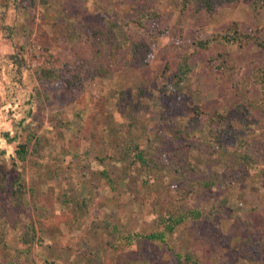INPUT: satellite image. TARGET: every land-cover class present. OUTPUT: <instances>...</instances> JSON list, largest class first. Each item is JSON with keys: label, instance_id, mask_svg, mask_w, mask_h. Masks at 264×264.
<instances>
[{"label": "rangeland", "instance_id": "obj_1", "mask_svg": "<svg viewBox=\"0 0 264 264\" xmlns=\"http://www.w3.org/2000/svg\"><path fill=\"white\" fill-rule=\"evenodd\" d=\"M109 6L161 17L140 35L149 48L137 61L100 73L84 64L90 29L81 22H103ZM234 22L264 34L263 1L222 0L206 11L198 0H0V264H181L189 248L203 250L199 264H264V158L242 166L233 139L217 141L206 124L225 109L233 133L264 146V103L249 79L264 51L198 45ZM116 33L127 45L125 30ZM184 60L192 74L176 84ZM51 64L61 79L42 75ZM30 123L32 135L21 129ZM127 139L176 166L180 150L200 173L229 174V185L210 194L197 173L153 166L146 202L132 203L118 160ZM20 142L27 152L14 159ZM19 178L21 205L11 193ZM87 197L86 209L73 210Z\"/></svg>", "mask_w": 264, "mask_h": 264}, {"label": "trees", "instance_id": "obj_2", "mask_svg": "<svg viewBox=\"0 0 264 264\" xmlns=\"http://www.w3.org/2000/svg\"><path fill=\"white\" fill-rule=\"evenodd\" d=\"M263 4H264V0ZM206 11L213 10L216 3L222 2V0H198ZM135 5V4H134ZM106 16L103 22L92 21L89 24L81 22V24L89 26V32L87 37V45L89 52L86 53L90 59L84 58L85 65L95 63L96 69L102 72H113L119 69L128 68L129 64L133 61H137L142 51H146L149 48L147 41L140 40V35L144 34L147 30L153 29V22L159 21V16L155 12L151 11L146 6L134 7L132 13H121L114 7H106ZM131 24H135V27H130ZM158 25V24H157ZM117 28L125 30V42L121 41L117 36ZM161 27H159L160 29ZM137 37L136 41L134 38ZM220 42L227 46H237L243 48L245 46L255 45L264 51V34L263 31H251L242 32L236 22L232 23L223 33H216L212 35L210 39L199 40L198 45L202 48H206L210 42ZM17 60L16 57L12 56ZM91 61V63L89 62ZM23 66H19L21 69ZM177 72L175 73L177 80L176 84L181 83L187 77L192 74V69L188 63V60L179 61L177 64ZM42 75L45 78H56L61 79V75L57 74L55 65L51 67L42 68ZM249 79L251 84L254 86L257 92L260 94L261 101L264 103V65L261 63H255L250 71ZM142 92V90L140 91ZM141 94V93H140ZM206 124L209 127V132L214 139L221 141L223 138H232L233 145L231 154L239 161L242 166H251L255 161L264 158V146L257 145V141H246L243 137H238L236 133H233L232 122L225 109H219L212 114H209L206 119ZM17 125V124H15ZM23 132L27 134H34V125L27 124L21 126ZM122 151L119 155L118 160L123 161L122 175L125 181L124 192L128 200L132 203L142 204L146 202L147 196V182L149 176V169L151 167L158 166L164 168L168 165L169 170L183 175L187 173H197L202 180L203 188L208 190L210 194L214 193L215 189L224 188L229 185V174H220L215 171L208 173H200L196 168L195 164L191 161H186L185 156H181L180 150H174L176 155L181 157L180 163L176 166L175 161L166 160L165 154H158L154 158L146 157L144 149L139 146L136 139H127L126 142L129 146L125 145V140L120 141ZM27 152L25 143L20 142L17 145V149L11 154L12 158H21L25 156ZM192 191V190H191ZM12 196L13 203L21 205L24 201L25 183L23 178H19L12 183ZM90 197L81 199L75 202L73 210H83L88 207L90 203ZM3 209L0 206V218L3 216ZM215 216V210L213 209L207 218L210 222L213 221ZM41 223V220L38 219ZM26 227V230L22 236L23 244H30L34 237L33 229ZM172 225H169V229ZM33 231V233L31 232ZM156 234H150L149 238L156 237ZM162 237V235H159ZM6 229L0 227V245H5ZM202 250V249H201ZM203 251V250H202ZM202 251L188 249L183 258L181 264H199L202 258Z\"/></svg>", "mask_w": 264, "mask_h": 264}]
</instances>
